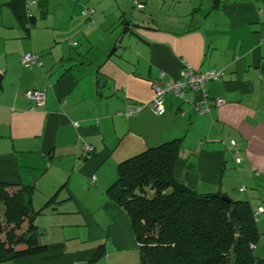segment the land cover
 <instances>
[{
    "label": "crops",
    "instance_id": "obj_1",
    "mask_svg": "<svg viewBox=\"0 0 264 264\" xmlns=\"http://www.w3.org/2000/svg\"><path fill=\"white\" fill-rule=\"evenodd\" d=\"M138 1L143 8L0 0V181L34 187V223L47 246L13 264H140L130 218L106 189L120 162L174 138H182L178 178L199 193L248 200L257 221L264 217V0ZM86 9L107 40L97 44L98 30L85 28ZM125 25L123 38L134 37L119 62L111 54ZM24 52L41 64L22 66ZM182 62L223 72L187 90L192 102L205 94L209 110L168 94L165 112L154 113L152 82L178 79ZM32 89L45 91L43 105L25 96ZM126 103L145 107L127 117Z\"/></svg>",
    "mask_w": 264,
    "mask_h": 264
},
{
    "label": "trees",
    "instance_id": "obj_2",
    "mask_svg": "<svg viewBox=\"0 0 264 264\" xmlns=\"http://www.w3.org/2000/svg\"><path fill=\"white\" fill-rule=\"evenodd\" d=\"M181 144L174 138L120 162L106 189L130 218L140 264H264L253 251L261 235L250 202L199 193L178 178ZM34 190L0 181V264L47 248L34 223Z\"/></svg>",
    "mask_w": 264,
    "mask_h": 264
},
{
    "label": "built area",
    "instance_id": "obj_3",
    "mask_svg": "<svg viewBox=\"0 0 264 264\" xmlns=\"http://www.w3.org/2000/svg\"><path fill=\"white\" fill-rule=\"evenodd\" d=\"M35 3L34 1H32ZM133 3L137 8H143L144 4L139 2L138 0H133ZM92 10L86 9L84 11L85 16H89ZM27 26H30L27 24ZM75 44V42H72ZM20 63L22 66L31 68L33 66H39L41 62L38 59V56L32 52H24L20 56ZM222 71H214V70H207L204 72H198L194 68H192L189 64L182 62V67L180 70V77L178 79H170L164 83L155 80L152 82V89H153V97L149 103V106L156 114H163L165 112L164 106V97L168 94H173L177 96L183 101L192 102V100L187 96V90H191L193 92H198L202 90L206 81L209 80H218L222 77ZM25 96L29 99L35 101V103L39 106L44 104L45 101V91L44 90H27L25 91ZM206 95L203 94L201 99H196L192 102L199 113H205L209 110V107L204 105ZM223 99L217 98L216 105H220L223 103ZM145 107V104H128L126 103L124 108V115L129 117L134 115L135 113L139 112L142 108ZM74 125H78L77 122H73ZM227 147L233 151V156L237 162L240 161V157L238 155L237 150L234 149L235 141H230ZM84 151L87 153L93 151V147L91 145H85ZM94 179V177L92 178ZM263 211L260 207L258 212ZM257 212V214H258Z\"/></svg>",
    "mask_w": 264,
    "mask_h": 264
},
{
    "label": "rangeland",
    "instance_id": "obj_4",
    "mask_svg": "<svg viewBox=\"0 0 264 264\" xmlns=\"http://www.w3.org/2000/svg\"><path fill=\"white\" fill-rule=\"evenodd\" d=\"M133 6H134V4H133ZM86 18H87L86 16H83L81 18L82 23L84 24L85 28H87V30H91L90 27L92 26V29L94 31L98 30V33L94 36V39H95L97 44H99V43L107 40V38H109L107 35H104L103 33H101L102 29H99V26L101 25V18L100 17L98 19H95V22L93 21L94 23L91 20L90 21L89 20L86 21ZM39 21H40V19H38V22ZM74 28H76V27H74ZM122 30H123V27H121V31ZM63 35H65V34H63ZM132 37H134L133 34L127 33L126 37L123 38L120 43H118L119 46L117 47V46L113 45L111 47V49L109 50L108 54L111 53V50L114 49V47H117V49L114 50V52L111 54V56L113 58L119 59L118 60L119 62L121 61L120 57L122 59L126 58L131 53L130 47H131V38ZM69 39H71V38H69ZM90 39L94 42V39H92V38H90ZM72 40L75 41L76 38L73 37ZM81 41H83V40H81ZM62 43L64 44V42H62ZM134 43H135V41H133L132 45H134ZM71 49H72V51H75L74 47H72ZM147 194L151 196L152 195V191L150 189H147ZM257 225L259 226V229H260V232H261V236H260V239L257 242V244H256V246H255L253 251H254V254L257 257L264 258V217L263 216L260 215L258 217Z\"/></svg>",
    "mask_w": 264,
    "mask_h": 264
},
{
    "label": "water",
    "instance_id": "obj_5",
    "mask_svg": "<svg viewBox=\"0 0 264 264\" xmlns=\"http://www.w3.org/2000/svg\"><path fill=\"white\" fill-rule=\"evenodd\" d=\"M128 29H129V26L125 25L124 28H123V31H122L121 36H120V37L118 38V40H117L118 43L121 42V40L123 39V35H124V33H125ZM114 49H115V47H114ZM222 198H224V199H226V200H228V201L230 200L229 197H227V196H222Z\"/></svg>",
    "mask_w": 264,
    "mask_h": 264
}]
</instances>
